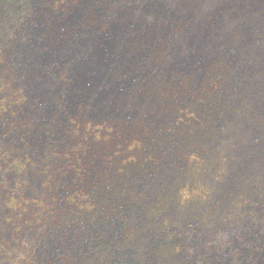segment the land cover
Listing matches in <instances>:
<instances>
[{
  "label": "trees",
  "instance_id": "1",
  "mask_svg": "<svg viewBox=\"0 0 264 264\" xmlns=\"http://www.w3.org/2000/svg\"><path fill=\"white\" fill-rule=\"evenodd\" d=\"M0 1V264H210L217 232L264 233V66L235 62L241 89L223 56L201 81L170 65L204 28L252 32L264 0H165L153 22L131 0H42V17ZM89 33L108 70L83 90L57 58ZM230 113L246 128L234 146L212 138Z\"/></svg>",
  "mask_w": 264,
  "mask_h": 264
},
{
  "label": "rangeland",
  "instance_id": "2",
  "mask_svg": "<svg viewBox=\"0 0 264 264\" xmlns=\"http://www.w3.org/2000/svg\"><path fill=\"white\" fill-rule=\"evenodd\" d=\"M40 3H42V0H33V11L36 14H40V17H42L41 13L46 11V7L40 5ZM8 5L9 6L2 7L0 1V23L4 19L2 14H7V10L11 8V4ZM128 9L129 12H126L140 21L148 20L147 22H153L154 20L156 21L163 18V16H172V10L169 9L165 0H131ZM80 17L81 14L70 16L71 22L75 24L79 23ZM60 21L61 20L59 19V21L56 20L52 22L55 23L54 25H57L58 22L59 26ZM40 22L41 21L36 22V25H40ZM243 26V24H237L236 28L226 29L225 32L218 31V33L204 28V30L199 33L184 37L183 48L185 52L183 51V55L177 54L176 58L172 60L170 65L175 66L180 70H184V73L193 71L197 81H201L202 78L205 77L206 69L214 63V57H221L222 59L223 56L227 59V64L230 68L229 71L226 72L228 80L234 86L240 84V88L243 89L246 87L245 83L247 80L243 82L241 76L242 71H239L233 65L235 62L236 64L238 63L240 67L244 65L243 68L245 70L252 69L254 65H256L257 68L264 66V20L260 19L257 23V27L252 32L247 31V28ZM33 30L36 31V27ZM36 36L37 35H35V37ZM100 41V38L95 37L90 33L81 34L79 37L70 39L72 46L67 48V50L63 49L62 56L57 58V62H60V64L70 62L68 69L74 73L73 77L75 76L80 80L81 84H84L83 90L88 87L87 82L91 79H93L91 83V87L93 88H96L105 82L103 77L108 68L99 63L100 54L98 53V49L95 50ZM217 44H222L224 47H218L219 45ZM113 48L112 43L111 49L113 50ZM225 49L228 50L225 51ZM219 52L223 54H220V56ZM114 57L118 58L116 57L115 52ZM217 59L221 60L220 58ZM202 63H204L203 66ZM210 69L213 70V68ZM45 70L47 72V69L44 67V71ZM218 71L220 72L221 70L219 69ZM251 75H254V73ZM73 85L78 86L76 83H73ZM251 86L253 87L252 94L259 92L258 84L255 80ZM54 89L58 90L59 86L54 85ZM111 90H114L113 86ZM42 91L44 92L45 90ZM234 91L235 90H233L231 94L232 97H234L235 94H239ZM106 93L107 92H105V94L103 93L102 96H106ZM257 99L258 105L262 106L264 98L259 95ZM232 103H235L234 99L232 100ZM232 114L233 113H230L226 116L220 114L223 117H214L212 121V138L215 141H228L230 139L232 143H234L232 144L234 146L243 141L246 128L242 125L240 126V118H231ZM221 122H227L228 124L225 126ZM221 127L224 128L223 133L220 131ZM259 149H261V147L256 144L255 139L251 143L246 144L244 153L249 156L247 158L245 155L246 159H251V156ZM235 163L237 165L238 160H236ZM224 185L225 188L230 187L229 182H226ZM239 233L240 231L237 228H227L217 232L214 237L216 245L214 248L215 250L209 255L211 258V260H209L210 264H264V233H261L260 230L257 232L251 231L250 233L243 235H240ZM190 238L191 237H189V239ZM207 240L208 238L206 240L200 238V244L203 247L206 246Z\"/></svg>",
  "mask_w": 264,
  "mask_h": 264
}]
</instances>
